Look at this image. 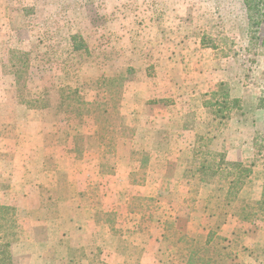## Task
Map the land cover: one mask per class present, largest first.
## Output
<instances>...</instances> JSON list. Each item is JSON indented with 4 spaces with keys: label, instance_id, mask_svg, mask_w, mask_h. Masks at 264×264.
Returning <instances> with one entry per match:
<instances>
[{
    "label": "rangeland",
    "instance_id": "rangeland-1",
    "mask_svg": "<svg viewBox=\"0 0 264 264\" xmlns=\"http://www.w3.org/2000/svg\"><path fill=\"white\" fill-rule=\"evenodd\" d=\"M261 9L0 0V239L13 264H264V213L239 217L264 186ZM220 154L218 174L196 170Z\"/></svg>",
    "mask_w": 264,
    "mask_h": 264
},
{
    "label": "trees",
    "instance_id": "trees-1",
    "mask_svg": "<svg viewBox=\"0 0 264 264\" xmlns=\"http://www.w3.org/2000/svg\"><path fill=\"white\" fill-rule=\"evenodd\" d=\"M245 1V3H247L250 7H252V6H254V7H256V6H261L262 7V9L260 10V19H261V23L263 24V26H264V0H244ZM77 38H78V36L77 35H73L72 36V41L73 42H76L77 41ZM263 44H264V36H263ZM87 44L85 43V46H86ZM80 47H84V45L83 44H74V49L76 50H78ZM27 61H28V57L25 59V62H24V65L27 63ZM27 68H29V67H27ZM128 71H129V69H128ZM27 85V84H26ZM25 85V87H27ZM69 92L70 93H72V94H74V98L75 99H77L78 101H77V103L78 104H83V103H85V102H87L88 103V101H86L87 99L85 98V96H83V95H78L79 93H80V91H79V89H77V88H70L69 87ZM104 92L105 93H107V91L106 90H104ZM103 92V93H104ZM118 93H120V91L118 92ZM110 95H111V93H109ZM66 101V99H64V100H61V102H60V104H58L57 106H61V105H63V103ZM104 113H106V114H108V115H110L111 113H110V111H109V109H105L104 110ZM83 114H85V112L83 113ZM86 115V114H85ZM94 117V116H93ZM117 117H119V119L121 120V119H123V116L119 113L118 115H117ZM108 118V117H107ZM94 119H95V117H94ZM225 158H224V154H220V156L218 157V161H217V164H215V166L214 165H210V166H204V165H202L201 166V169H196L197 171H199V170H204V171H206L208 168H213V167H215L213 170L215 171V174H218L219 173V171L222 169L221 167H222V165H223V163H225ZM229 166H232L233 168L234 167H236V166H242L243 164L241 163V162H230V164H228ZM253 165H250V167H252ZM247 171H248V177H247V179H249V181H247V182H245V180H244V178H242V181H241V183L243 184V187L247 184V183H249L250 182V180H251V178H252V173H253V170L252 169H250L249 168V170L248 169H246ZM237 179L238 178H235V180H234V182H233V180L231 181V185H233V184H236V182H237ZM227 193H229V191H227ZM246 199H244L243 201H242V203L244 204V202H245V204L243 205V207L244 208H242L241 209V212L239 213V217H241L242 215L244 216L243 218L244 219H248V218H250V217H256L257 215H259L258 214V210L260 211L259 213L262 215V213H264V186H263V190H262V192H261V195H260V198L257 200V201H252V202H250V201H248V202H246L245 201ZM234 201V200H233ZM249 206H252V208H254V209H257L256 211L257 212H255V213H253V212H248V211H246V208H248ZM0 208L4 211V210H9V209H11L10 208V206H7V205H4V204H1V206H0ZM209 236H207V238H206V240H205V243L206 244H208V242H209ZM210 243V242H209ZM193 258L194 257H192V260H193ZM192 263V262H191ZM0 264H13V261H12V255H11V242L10 241H3V240H1L0 239Z\"/></svg>",
    "mask_w": 264,
    "mask_h": 264
},
{
    "label": "crops",
    "instance_id": "crops-1",
    "mask_svg": "<svg viewBox=\"0 0 264 264\" xmlns=\"http://www.w3.org/2000/svg\"><path fill=\"white\" fill-rule=\"evenodd\" d=\"M123 261H125V260H124V259H123V260H120V259L117 258V263H121V262H122V263H125V262H123ZM114 264H116V263H114Z\"/></svg>",
    "mask_w": 264,
    "mask_h": 264
}]
</instances>
